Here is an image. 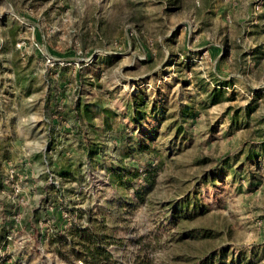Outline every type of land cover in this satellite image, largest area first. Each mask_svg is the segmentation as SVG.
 I'll return each mask as SVG.
<instances>
[{"label": "rangeland", "instance_id": "obj_1", "mask_svg": "<svg viewBox=\"0 0 264 264\" xmlns=\"http://www.w3.org/2000/svg\"><path fill=\"white\" fill-rule=\"evenodd\" d=\"M16 70L0 264H264V0H0Z\"/></svg>", "mask_w": 264, "mask_h": 264}, {"label": "crops", "instance_id": "obj_2", "mask_svg": "<svg viewBox=\"0 0 264 264\" xmlns=\"http://www.w3.org/2000/svg\"><path fill=\"white\" fill-rule=\"evenodd\" d=\"M12 76L9 77V80L12 82L10 84L4 83V80H0V91L4 93V96L6 97L3 99V101L0 100V107L3 104L8 103L9 108L8 111L5 112V108H0V121L2 122V126L5 127V121H20V119H28L31 115V103L30 98L32 93H34L36 90L38 92H41V89L39 86L32 87L28 84H23L22 79L18 75V71H11ZM43 89H45L43 87ZM44 101V98L42 99ZM41 104V101L39 105ZM4 109V110H2ZM14 127V126H13ZM9 128V127H8ZM19 131V130H17ZM15 133L17 138L22 137L21 134L18 132ZM13 136V134L11 135Z\"/></svg>", "mask_w": 264, "mask_h": 264}, {"label": "trees", "instance_id": "obj_3", "mask_svg": "<svg viewBox=\"0 0 264 264\" xmlns=\"http://www.w3.org/2000/svg\"><path fill=\"white\" fill-rule=\"evenodd\" d=\"M90 230V229H89ZM69 232V230H68ZM93 232H88L87 229H79L76 227V225H72V228L70 229V234L71 237H76V236H82L81 238V242L82 243H87L86 244V248H84V252L88 256H79L78 259H80L83 264H99V258L100 257V253L101 252L105 258L109 260V256H110V252L106 250V245L108 244L107 242L103 241V242H98V240H96L95 238H97V236H95V238L92 236ZM69 239V238H66ZM98 239V238H97ZM104 239V238H103ZM124 263V262H123ZM136 264H151V261L147 258L139 260L136 262Z\"/></svg>", "mask_w": 264, "mask_h": 264}]
</instances>
